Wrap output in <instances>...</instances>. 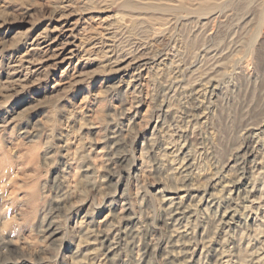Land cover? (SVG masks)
<instances>
[{
	"label": "rangeland",
	"instance_id": "rangeland-1",
	"mask_svg": "<svg viewBox=\"0 0 264 264\" xmlns=\"http://www.w3.org/2000/svg\"><path fill=\"white\" fill-rule=\"evenodd\" d=\"M85 1L0 0V264H168L166 196L194 210L183 264H264V205L228 229L205 202L218 176L264 189V0H109L82 14ZM167 14L171 28L155 29ZM63 23L171 58L126 92L131 73L105 69L102 53L57 63L32 49L39 32L61 44Z\"/></svg>",
	"mask_w": 264,
	"mask_h": 264
},
{
	"label": "bare ground",
	"instance_id": "bare-ground-1",
	"mask_svg": "<svg viewBox=\"0 0 264 264\" xmlns=\"http://www.w3.org/2000/svg\"><path fill=\"white\" fill-rule=\"evenodd\" d=\"M100 1L104 2L103 5H101L99 7L98 6H90L89 7L88 6L89 2L86 0L84 2V5H86L87 7H83L82 8L83 12H84L82 14L89 13L90 10L93 9V8H99V11H101L103 13H108L109 12L108 11V6L105 5V4L110 3L109 0H100ZM127 1L129 2V1H132V0H122V3L127 2ZM158 1H159V3H161L162 6L168 8V9L178 8L179 5H181V2H182V0H158ZM225 1L226 0H223L222 3L225 2ZM99 17L102 18V19H100L102 21L99 22L102 25H107V23H109V21H117V19H118L117 13L108 14V15L106 14V16H99ZM79 19H81V16H80ZM158 19L160 20L159 26L157 28H155V29H158V30H160L162 32L164 29H170L171 28L170 27L171 20H170V15L169 14H167V16H165V15L161 16V17L159 16ZM59 29L62 30V31L64 30V33L68 34L66 39L61 40V42H60L61 44H57L58 38L50 41V40L47 39V36H45L43 34H39V33H41V32H39V33H37V35L33 39V42H32L33 48L32 49H35V50L36 49H40V50H42L44 52H50L52 58L55 59V61L57 63H61V62H64V61H71V59L73 57H75L76 55H79L81 52H84V53H102L103 57H104V61H105V62H103L105 64V69H109V71L111 73L113 72L116 75H121L122 79H124L126 75H129L131 73L130 76H129L130 79L126 80L127 87L124 89L126 92L128 91L130 86H132V85H140L141 84L142 73H143L144 70H150V69H152V68H154L156 66H160L162 64L164 65L171 58L170 57V47H168L165 50H162L160 52L157 51V53L155 54V57H152V56H148L146 53L143 52V50L140 48L141 45H139V46L133 45L132 47H129L128 49H124V48H120L119 49L118 48L119 50H115V49H110L109 48L110 46L108 47V44H106L105 42H102L101 44H98V43H95L93 41H90L86 36H84L85 29L80 30L76 26H72L71 27V26H68L66 24L62 25ZM92 29H94L93 26L87 28L88 31H92ZM104 37L107 40H109L111 38V35L104 36ZM176 45H177L176 43L174 45L172 44V49L171 50L173 52H174V50L176 48ZM43 56H45V55H43ZM122 85L123 84H121L119 86H122ZM119 90H122V88H119ZM96 96H97V94H96ZM165 106L166 105L164 103V107ZM170 107H171L170 105L165 107V110L163 111V116L164 117H166L167 115H171L172 111H171ZM119 108H121V107H119ZM194 114H195V112H194ZM158 116H160V115H158ZM156 121H157V119H156ZM162 121H164V120H162ZM203 121H204V119H203ZM160 128L162 129V125H161V120L159 118L158 121L153 126V132H152L153 136L155 134H157L158 132L162 131V130H159ZM163 131H165V130H163ZM254 138L259 140L260 136L259 135L257 136L256 134H254ZM178 150H179V148H178ZM175 151H176V149H175ZM186 164H187V162H186ZM191 164L192 163H189L188 165H191ZM190 168H191V166H190ZM258 170H260V169H258ZM190 176H191V174H190ZM262 176H264V170L263 171L262 170L258 171V174H257L255 179H259ZM240 178L237 177L235 179L225 180L223 176H218V178L214 181L215 183L213 185V187H214V189L216 191H212L211 193H209L207 195V200L205 201L213 209L214 208L217 209L216 206H218V207L221 206L222 207L220 218H221V220L223 222L224 227L228 228V229H231L233 226H235L237 224L238 220H240V219L244 220L246 218H249V216H250L249 214L252 213L254 211V209L257 210V208H259V207L261 208V206L264 205V189H262L259 192V194H260L259 196H256L257 195L256 192H255L256 181L255 182L253 181L254 182L253 185H250V186H247V183H246V187H244V189H243L244 192H242V189L241 190L238 189V187H243V182H242V180ZM217 185H220L221 189H219V187H217ZM235 193H237V195H234ZM257 193H258V191H257ZM203 196H204V194H203ZM234 201L236 202L235 204H233ZM164 204H165L164 207L167 210L168 215H169V220L171 222H169V235H168L169 239H168V243L165 246L161 247V256L167 261L168 264H183V263H186L187 260L185 259V257H186V254L188 252V249H189L188 243H189V236L191 234L190 231H188V225L187 224H189V221L192 220V218L194 216V210L190 209L189 205H182V200H181V198L178 199V196H166V198L164 199ZM197 207H199V206H197ZM256 213H257V211H256ZM120 221H121V219H120ZM238 224L240 225V222ZM97 231H98L99 235L100 234H104V233L108 234V233H110L109 232L110 228L107 229V230L106 229L102 230V228L99 227V228H97ZM255 231L256 230L254 229V232ZM91 233L96 234L94 230H91ZM125 237H126V235H125ZM170 243H171V245H170ZM204 247H205V245H204ZM175 248L179 249V251L175 252ZM205 248H207V247H205ZM222 248H223V246H222ZM101 249H102V247H101ZM108 249H109V252L114 250L113 245L110 244ZM224 249H225V247H224ZM214 250H215V252L213 253V256L216 257L217 261H221V260L224 261V259L226 257H229V255H230V254L227 253L228 250H227V252L225 250L220 249V248H215Z\"/></svg>",
	"mask_w": 264,
	"mask_h": 264
}]
</instances>
